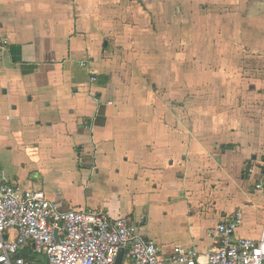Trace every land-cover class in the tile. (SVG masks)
Listing matches in <instances>:
<instances>
[{
  "label": "crops",
  "instance_id": "crops-1",
  "mask_svg": "<svg viewBox=\"0 0 264 264\" xmlns=\"http://www.w3.org/2000/svg\"><path fill=\"white\" fill-rule=\"evenodd\" d=\"M0 31L12 184L129 217L164 255L206 254L208 229L264 204L247 176L264 160V0H0ZM152 212L169 232L146 225Z\"/></svg>",
  "mask_w": 264,
  "mask_h": 264
},
{
  "label": "built area",
  "instance_id": "built-area-1",
  "mask_svg": "<svg viewBox=\"0 0 264 264\" xmlns=\"http://www.w3.org/2000/svg\"><path fill=\"white\" fill-rule=\"evenodd\" d=\"M9 45L0 31V49ZM80 67L88 70L89 62H81ZM97 81L90 75L91 85ZM90 95L101 102L96 93ZM247 176L256 190H262L264 160L249 167ZM243 222L237 211L208 229L211 247L206 254L176 246L164 255L154 240L141 233V224L129 217L62 211L43 190L24 189L0 176V264H117L122 252L121 264H264V232L259 239L238 237Z\"/></svg>",
  "mask_w": 264,
  "mask_h": 264
},
{
  "label": "rangeland",
  "instance_id": "rangeland-1",
  "mask_svg": "<svg viewBox=\"0 0 264 264\" xmlns=\"http://www.w3.org/2000/svg\"><path fill=\"white\" fill-rule=\"evenodd\" d=\"M262 57V61L260 62H264V57L263 55H261ZM261 66H264V63L260 64ZM255 200V199H254ZM246 205L244 204H239V206L241 207V213L244 217V224H247V226L249 228H252L253 226L255 227L254 229H256L259 226H264V204H261L259 206V204L255 207L256 202H250L246 200ZM142 212H140V210H137L136 215H135V220H140V215ZM149 228L151 229H159L160 226L162 228L163 231L169 232V226L166 223V221H163L161 223L160 221V213L159 212H152L150 215V219H149ZM170 238V237H168Z\"/></svg>",
  "mask_w": 264,
  "mask_h": 264
},
{
  "label": "water",
  "instance_id": "water-1",
  "mask_svg": "<svg viewBox=\"0 0 264 264\" xmlns=\"http://www.w3.org/2000/svg\"><path fill=\"white\" fill-rule=\"evenodd\" d=\"M122 258H123V252L120 254V256H119V258L117 260V264H121L122 263Z\"/></svg>",
  "mask_w": 264,
  "mask_h": 264
}]
</instances>
